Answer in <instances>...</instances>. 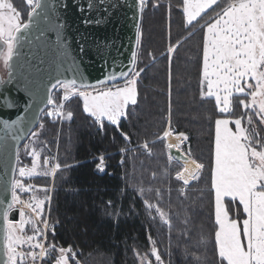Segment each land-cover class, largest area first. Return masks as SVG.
<instances>
[{"label":"trees","instance_id":"1","mask_svg":"<svg viewBox=\"0 0 264 264\" xmlns=\"http://www.w3.org/2000/svg\"><path fill=\"white\" fill-rule=\"evenodd\" d=\"M202 21L195 27L187 25L182 0H147L136 60L137 69H144L137 78V104L129 105V115L120 124V130L129 136L128 141L107 122L101 130L84 113L83 101L77 96L69 99L65 115L71 112L72 119H64L61 129L57 121L45 114L47 108L34 130L39 136L30 135L21 146L19 166L27 167H31L32 157L26 154L25 145L40 152L41 167L45 156L53 163L58 149L56 158L61 167L53 177L20 178L17 171L16 178L33 185L34 191L26 193L30 197H37L36 184L54 186L51 205L45 202V212H49L55 230V237L50 231L48 239L59 246H71L78 253L79 264H139L134 252L141 255L150 252L149 235L156 242L164 264H193L185 249L200 255L203 264H207L205 260L208 264H219L214 249L210 161L215 120L225 116L215 109L214 99L200 96L205 31L200 27L205 23ZM169 45L175 46L171 59L167 52ZM168 129L175 135L185 134L188 140L182 150L205 166L201 178L194 180L188 189L176 179L183 169L169 156L163 139ZM155 147L165 152L169 168L162 183L165 190L160 191V197L152 190L149 200L144 190L158 187L155 164L159 157L155 155ZM121 148L128 151L121 153ZM101 155L104 172L97 170ZM44 196L42 191L37 198ZM145 199L168 213L171 232L159 216L155 219L149 216ZM179 216L190 217L189 228L184 220L178 222ZM187 228L190 235L186 236L183 233ZM205 251L208 256L203 257L201 253ZM149 258L154 262V257ZM70 263L74 264L72 260Z\"/></svg>","mask_w":264,"mask_h":264},{"label":"snow or ice","instance_id":"2","mask_svg":"<svg viewBox=\"0 0 264 264\" xmlns=\"http://www.w3.org/2000/svg\"><path fill=\"white\" fill-rule=\"evenodd\" d=\"M100 3L104 4L106 0H100ZM146 4L147 0H136L139 12H143ZM26 6L30 9L27 12L28 21L22 23V10H18L9 0H0V60L10 71L14 67L10 62L14 56L17 60L22 58L20 50L26 46V42L31 47L47 48L50 45L44 29L39 30L40 35L36 38L38 45L33 44L29 34L35 21L41 17L51 24L49 14L56 11L55 0H26ZM92 8L93 4L88 3L87 7H81V11H90ZM182 11L187 25L192 27L208 16V20L200 25L205 29L200 96L201 99H214L215 109L225 116L215 120L214 148L210 161L211 189L214 193L211 213L215 225L214 249L219 257V264H264V0H182ZM90 22L92 21L85 20V23ZM62 27L57 25L55 29H46L56 31L55 45L61 48ZM136 42L140 43L139 32ZM174 50L175 46L168 48L169 56ZM33 56L41 64L44 62L35 53ZM136 57L137 53L133 51L124 70L118 75L113 72L94 84L82 78L79 81L76 78L61 80L57 78L59 73L57 77L48 74V80L55 79V83L51 87L43 83L46 91L42 102L45 107L51 106L45 114L51 118L71 120L72 113H64L63 101L78 96L83 101L84 113L101 130L107 122L128 141L129 136L120 130V124L129 115V105L137 104V78L144 69H137ZM30 68L34 69L38 77L43 75L39 66L33 65ZM12 82L11 75L7 81L0 80V84ZM59 88L64 89V96L57 103L52 90ZM12 107L14 103L11 98L5 92H0V108ZM39 111L44 112L45 109L41 108ZM2 123L5 128L9 127L8 121ZM230 125H234L235 131ZM40 127L43 128V124ZM30 134L34 138L39 136L36 131H30ZM168 134L164 133L165 136ZM181 136L187 139L182 133ZM24 147L26 154L32 157V163L31 167L19 166L17 147V167L13 172L18 171L20 178L55 175L60 169L59 163L47 168L50 159L45 156V169L38 171L40 152L35 147L31 150L28 145ZM144 147L147 148V145ZM120 151L124 153L128 149L121 148ZM99 160L97 170L104 172V156L101 155ZM204 167V164L197 163V173L190 179H199L198 171ZM20 178L14 176L10 182L11 201L4 206L5 202L0 200V206H4L0 213L4 222V259L0 264H70V259L74 264H79L76 260L78 253L71 246H59L54 240L48 239L49 231L55 237V230L50 228L45 212V202L50 200L48 189H43L44 199L31 196L28 200H22L17 190L27 193L34 191V188ZM177 179H183L185 186L189 184V179L179 173ZM140 192L143 195V189ZM156 195L161 196L159 189L156 190ZM17 205H22L18 209L19 220L13 221L10 214L16 210ZM144 205L149 216L153 219L159 216L161 223L168 225L171 232L168 213L148 199L144 200ZM108 206H111V201ZM25 208L28 209L27 212ZM185 222L188 223L187 220ZM26 225L30 226L31 234L26 232ZM183 235L190 234L186 230ZM148 239L152 244L149 253L141 255L134 252L139 264H153L149 256L154 257L155 264H164L156 242L151 235ZM185 254L190 256L193 264H203L202 257L195 252L185 249Z\"/></svg>","mask_w":264,"mask_h":264},{"label":"water","instance_id":"3","mask_svg":"<svg viewBox=\"0 0 264 264\" xmlns=\"http://www.w3.org/2000/svg\"><path fill=\"white\" fill-rule=\"evenodd\" d=\"M55 3L56 11L49 14L51 24L41 17L35 21L29 34L33 44L38 45L36 38L40 35L39 30L44 29L49 47H31L26 42L20 50L22 58L17 60L14 56L10 62L14 64L12 70L7 68L4 76L0 69V80L7 81L10 75L13 77L11 84H0V92H5L14 103L12 108H0V200L5 202L4 206L12 199L10 182L17 174L13 172L17 167L16 149L20 150L30 137V131L38 127L43 114L39 109L51 107H45L42 102L46 91L43 83L48 87L55 83V79L48 80V74L57 77L59 73L57 78L61 80L76 78L79 81L82 78L94 84L113 72L118 75L129 63L131 53L138 51L136 37L137 32L140 34L143 12L138 11L136 0H106L104 4L100 0H55ZM88 3L93 4L92 10L81 11V7H87ZM109 5L114 7L109 8ZM85 20L92 22L85 23ZM57 25L63 26L62 48L55 45L56 31L46 30L49 27L55 29ZM33 53L44 62L41 64L34 59ZM33 65L43 70L41 77L30 68ZM5 120L9 122L7 128L2 123ZM163 139H166L165 135ZM169 145V154L176 161L183 164L192 159L181 145ZM4 206H0V213ZM10 219L19 220L18 208L10 214ZM3 223L0 215V261L4 259Z\"/></svg>","mask_w":264,"mask_h":264},{"label":"rangeland","instance_id":"4","mask_svg":"<svg viewBox=\"0 0 264 264\" xmlns=\"http://www.w3.org/2000/svg\"><path fill=\"white\" fill-rule=\"evenodd\" d=\"M9 2H11V3H13V5L15 6V7H17V9L18 10H22V18H21V22L22 23H24V22H26V20H27V12L30 10L27 6H26V0H9ZM212 15H213V13H212ZM199 19V18H198ZM201 20H203L202 22H204V21H206V20H208V16H205L203 19H201ZM170 46H172V45H169L168 46V48L170 47ZM168 48H167V52H168ZM169 54V53H168ZM173 54V53H172ZM172 54H171V56H169V59H171V57H172ZM0 69H1V71H2V74L5 76L6 75V72H7V68H5V66H4V64H3V61L2 60H0ZM200 80H201V77H200ZM200 88H201V83H200ZM53 96H54V99L56 100V102L57 103H60L62 100H63V96H64V89L63 88H59V89H56L55 90V92L53 93ZM73 98H76V97H72V99ZM71 99V98H70ZM63 105H64V113H66L65 111H66V107H70V103H69V100L68 101H63ZM54 121H57L58 122V126H59V128L61 129L62 128V123H63V120H61V119H59V118H52ZM230 127L233 129V131H235V127H234V125H230ZM169 131V129L166 131V132H168ZM173 133V132H172ZM174 134V133H173ZM184 136H186L185 134H184ZM188 140V138L185 140L184 139V142L185 141H187ZM165 141H166V139H165ZM184 142L182 143V146H183V144H184ZM166 143H167V141H166ZM167 146H168V143H167ZM58 147V146H57ZM57 147H56V149H57ZM164 151H162L161 150V148H159V147H155V155L157 156V157H159V159L157 158V162H156V164H155V166H156V169H157V174H156V182L155 183H157V185H158V187L157 188H152V189H145L144 190V194L146 195L145 197L146 198H148L149 200H151V198H150V192L152 191V190H154V191H156L157 189H159L160 191H163V190H165V188L163 189V187H162V183H164V180L166 179V177H167V174H168V168H169V166L167 165V162H166V159H165V157H164ZM168 153H169V151H168ZM187 153V152H186ZM188 154H190V153H188ZM57 155H58V149L55 151V154H54V159H53V163H51V160H50V163H49V165L47 166V168H51L55 163H57ZM169 156H170V158H172L171 157V155L169 154ZM190 156H191V154H190ZM28 157H29V155H28ZM41 159V158H40ZM173 159V158H172ZM175 160V159H174ZM194 160V159H193ZM178 162V161H177ZM197 162V161H196ZM39 163H40V161H39ZM179 163V165H180V169H183V164L182 163H180V162H178ZM198 163V162H197ZM168 166V167H167ZM42 168H44L45 169V166L44 167H41V165H40V169H38V171H42V170H44V169H42ZM204 169V168H203ZM203 169H202V171H203ZM202 171L198 174L199 175V178H201V175H202ZM179 174H180V172H179ZM51 177H53V175H50ZM176 179H177V176H176ZM202 180H203V177H202ZM177 181V180H176ZM178 181H180L183 185H184V183H183V181L181 180V179H178ZM28 182V180H26V183ZM46 183H47V181H46ZM175 184H176V182H174ZM177 184H179L178 182H177ZM35 186V185H34ZM53 185H51L50 187H48V186H39V185H37L36 184V189H39V192H37V197H40V193L43 191V189H48V192H47V195H48V197H50V200H47L48 201V204L49 205H51V201H52V197H53V191H54V189H53ZM184 187H185V189H188V186H185L184 185ZM184 189V188H183ZM44 192V191H43ZM45 193V192H44ZM18 195L20 196V198L23 200H27L30 196H28L26 193H21V192H18ZM45 197V196H44ZM44 197L42 198V199H44ZM46 201V202H47ZM158 201H163L162 199H159ZM175 203H178V202H175ZM186 205H189V204H186ZM171 208H172V205L170 206ZM50 208H51V206H50ZM185 209H187L186 207L185 208H183V210H185ZM183 213V212H182ZM181 213V214H182ZM47 214V216L49 215V212H47L46 213ZM47 216H46V218H47ZM191 221V219H190V217H186V216H182V217H180L179 216V218H178V222H180L181 223V221ZM50 221V220H49ZM186 223V222H185ZM51 224V223H50ZM186 225H188V228H189V222L186 224ZM26 227L29 229V227L30 226H27L26 225ZM53 226L52 225H50V228H52ZM188 228L186 229V230H188ZM26 232H28V234H31V232L29 231V230H26ZM50 232V231H49ZM159 251V250H158ZM206 252V251H205ZM201 255L203 256V255H206V256H208V252H206V253H201ZM204 257V256H203ZM150 259V258H149ZM71 260V259H70ZM151 260V259H150ZM152 261V260H151ZM153 262V261H152ZM205 263H209V261H207V260H205ZM71 264V263H70ZM153 264H155V261L153 262Z\"/></svg>","mask_w":264,"mask_h":264},{"label":"bare ground","instance_id":"5","mask_svg":"<svg viewBox=\"0 0 264 264\" xmlns=\"http://www.w3.org/2000/svg\"><path fill=\"white\" fill-rule=\"evenodd\" d=\"M168 135L165 136L166 138V141L168 144L170 145H181L183 142H184V139L183 137L181 136V134L179 135H175L173 134L172 132L168 131ZM196 164L197 162L194 161L193 159H190L188 161H184L183 162V165H184V168L183 170L180 172V174L185 178V179H189V184L190 185L194 180L190 179V177L194 174V173H197V170H196ZM202 170V169H201ZM199 170L198 171V174L199 172L201 171ZM183 181V179H181Z\"/></svg>","mask_w":264,"mask_h":264},{"label":"built area","instance_id":"6","mask_svg":"<svg viewBox=\"0 0 264 264\" xmlns=\"http://www.w3.org/2000/svg\"><path fill=\"white\" fill-rule=\"evenodd\" d=\"M28 199H29V198H28ZM28 199H27V200H28ZM23 200H24V199H23ZM16 207L20 208V207H22V205H17ZM25 211L27 212L28 209L25 208ZM47 219H48V221H49V215L47 216ZM49 225H51V224H50V221H49ZM41 226H42V225H41Z\"/></svg>","mask_w":264,"mask_h":264},{"label":"crops","instance_id":"7","mask_svg":"<svg viewBox=\"0 0 264 264\" xmlns=\"http://www.w3.org/2000/svg\"><path fill=\"white\" fill-rule=\"evenodd\" d=\"M201 171H202V170H201ZM201 171H200V172H201ZM200 172H199V173H200ZM187 186H189V185H187Z\"/></svg>","mask_w":264,"mask_h":264}]
</instances>
